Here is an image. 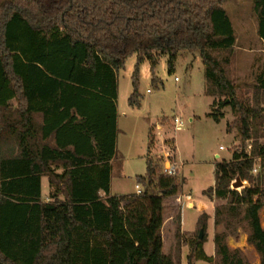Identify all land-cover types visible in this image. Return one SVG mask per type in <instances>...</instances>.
<instances>
[{
    "label": "trees",
    "instance_id": "16d2710c",
    "mask_svg": "<svg viewBox=\"0 0 264 264\" xmlns=\"http://www.w3.org/2000/svg\"><path fill=\"white\" fill-rule=\"evenodd\" d=\"M224 1L0 0V264H182L164 254L159 232L164 198L180 186L163 173L164 160L148 158L137 176L141 193L111 194L118 74L134 53L130 105L140 104L142 61L154 73L160 53L168 54L172 73L180 55L198 53L214 98L210 115L219 121L226 106L236 112L242 149L217 161L205 194L226 200L215 207V222L244 225L264 264V168L252 174L255 157L264 159V108L261 97H238L230 56L218 55L236 43ZM254 10L264 40V0H254ZM257 91L264 94V73ZM237 176L250 184L232 188ZM207 220L203 213L200 226ZM226 235H215L214 264H249Z\"/></svg>",
    "mask_w": 264,
    "mask_h": 264
},
{
    "label": "rangeland",
    "instance_id": "374dc122",
    "mask_svg": "<svg viewBox=\"0 0 264 264\" xmlns=\"http://www.w3.org/2000/svg\"><path fill=\"white\" fill-rule=\"evenodd\" d=\"M223 6L232 21L236 43L231 49L218 51V55L230 56L226 68L238 97L251 101L261 97L264 108V94L257 91L258 78L264 73V40L259 35L254 0H225ZM158 58L154 73L149 59L138 65L139 105L129 103L135 88L137 54L130 55L119 71L120 130L111 191L113 194L137 192V176L146 174L148 158L161 166L166 153L173 154L181 164L175 175L180 186L175 194L164 198V222L159 230L164 254L179 258L182 264H189V254L193 255V264H214L215 235L226 232L230 249H240L249 264H261L259 253L248 242L244 225L234 221L227 229L225 223L215 222V207L225 204L226 200H210L205 194L216 182L217 161L229 160L234 151L242 149L238 116L231 106L222 109L223 117L219 121L210 115L214 98L206 94L205 67L198 53L180 55L172 73L168 70V54L160 53ZM176 117L181 118L183 126L176 125ZM252 142V139L246 142L247 150H251ZM256 158L254 166L264 164V160L256 161ZM252 174L257 173L252 171ZM242 181L243 186L232 187L241 190L250 184L248 180ZM188 193L192 195L194 207L185 200ZM203 213L208 214L206 228L199 224ZM260 214L264 227V207ZM201 228L204 229L202 238L199 237ZM198 239L203 243L196 246Z\"/></svg>",
    "mask_w": 264,
    "mask_h": 264
},
{
    "label": "built area",
    "instance_id": "2783aa9c",
    "mask_svg": "<svg viewBox=\"0 0 264 264\" xmlns=\"http://www.w3.org/2000/svg\"><path fill=\"white\" fill-rule=\"evenodd\" d=\"M176 79H178V78H176ZM175 123L177 126H183V124H184L180 117L175 118ZM221 148L223 149V146H221ZM257 160L262 161L264 159L261 157H258V158H256V161ZM256 163H255V165H256ZM263 165L264 164H261V166H259V167L254 166L253 171H255L257 173L260 170V168L263 167ZM180 169H181V164L174 158V155L170 154V153H166L165 159L163 161V173L165 175H176L180 171ZM136 188H137V193H141L143 191V187L139 183L136 184ZM185 200L187 201L189 206H191V207L195 206L193 199H192V195L190 193L185 195Z\"/></svg>",
    "mask_w": 264,
    "mask_h": 264
},
{
    "label": "crops",
    "instance_id": "0c3cea01",
    "mask_svg": "<svg viewBox=\"0 0 264 264\" xmlns=\"http://www.w3.org/2000/svg\"><path fill=\"white\" fill-rule=\"evenodd\" d=\"M117 125H118V135H117V145H118V137H119V130H120V122H119V111H118V119H117ZM118 149V146H117ZM217 156H219V154H217ZM230 160V159H229ZM47 179V181L45 180ZM49 191H50V186H49V181L48 178L46 176H44L42 178V197L44 201H48L49 200ZM111 194L112 191H111Z\"/></svg>",
    "mask_w": 264,
    "mask_h": 264
},
{
    "label": "water",
    "instance_id": "95a60500",
    "mask_svg": "<svg viewBox=\"0 0 264 264\" xmlns=\"http://www.w3.org/2000/svg\"><path fill=\"white\" fill-rule=\"evenodd\" d=\"M233 187L234 188H238L240 186H243V181H242V178L240 176H237V178L234 180L233 182ZM203 232H204V229L201 228L200 229V234H199V237L202 238L203 237Z\"/></svg>",
    "mask_w": 264,
    "mask_h": 264
}]
</instances>
